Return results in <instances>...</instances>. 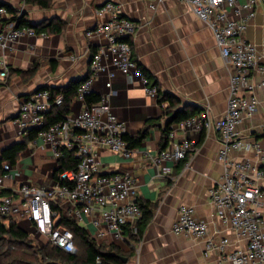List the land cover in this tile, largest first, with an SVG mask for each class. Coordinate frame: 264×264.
I'll use <instances>...</instances> for the list:
<instances>
[{
  "label": "crops",
  "instance_id": "obj_1",
  "mask_svg": "<svg viewBox=\"0 0 264 264\" xmlns=\"http://www.w3.org/2000/svg\"><path fill=\"white\" fill-rule=\"evenodd\" d=\"M108 1L122 4L125 15L140 24L132 37L133 55L138 66L150 76V82H156L161 91L176 96L180 109L194 111L196 116L207 113L212 121L224 117L230 96L232 67L222 57L212 30L189 5L179 0H52V6L44 8L22 0H0L17 12H26L32 24L57 20L64 23L60 33L47 32L46 37L23 36L6 52L0 50V56H4L11 72L14 70L9 80L0 84V157L3 148L24 138L18 135L15 123L24 99L42 86L67 87L88 76L92 55L100 50L106 39L101 35L89 37L87 32L97 26L96 10ZM12 16L9 13L7 18H0V30L6 27L5 21ZM244 38L256 46L264 64V0H258L256 14ZM107 64V70L96 77L91 91L109 98L114 113L125 122L128 134H138L149 119L158 120L151 126L143 144L134 148L132 157L99 150L98 160L104 172L132 173L137 179L136 200L156 203L153 218L136 246L127 240L116 245L126 252L133 248L129 264H230L221 260L215 251L206 254L205 240L172 231L180 207L187 205L194 209L198 219L208 224L209 237L229 238L230 248L245 246L244 240L222 224L210 200V188L224 174V166L217 158L221 141L216 130L191 132L200 143L187 160L158 162L168 122L163 107L167 103L162 106L157 95L146 92L140 67L139 71L124 74L110 61ZM34 65L37 69L32 74L15 71H28ZM108 82L111 83L110 88L107 87ZM255 94L258 99L256 111L242 122L240 130L246 140L262 141L264 90L257 88ZM85 106V100L76 96L69 116ZM173 126L177 137H180L183 128L178 122ZM202 134L204 138L201 140ZM230 155L239 160L257 161L252 152L241 149L232 150ZM57 161L50 145L43 139L38 137L29 142L17 163L12 165L6 179L8 190L25 182L50 186L54 181V170L58 167ZM260 184L264 193V180ZM261 210L264 211V195ZM83 227L88 232L89 229L94 230L92 226ZM125 233L127 237L130 230L127 228Z\"/></svg>",
  "mask_w": 264,
  "mask_h": 264
},
{
  "label": "built area",
  "instance_id": "obj_2",
  "mask_svg": "<svg viewBox=\"0 0 264 264\" xmlns=\"http://www.w3.org/2000/svg\"><path fill=\"white\" fill-rule=\"evenodd\" d=\"M179 1L189 5L212 30L222 57L230 63V96L223 118L212 121L207 113L191 116L178 122L183 128L180 137L174 126L171 127L167 146L161 150L157 161L187 160L198 144L191 132L214 128L221 141L217 158L224 166V174L210 188V200L222 224L246 243L243 248L236 249L230 248L231 240L227 237H209L208 224L198 219L194 209L187 205L180 207L172 231L205 240L206 254L215 251L221 260L230 264H264V211L261 210L264 193L260 184L264 180V138L249 141L240 130L242 122L256 111V89L264 90L261 56L256 46L244 38L256 14L258 0ZM9 13L8 8L0 4V18H7ZM96 15L99 22L87 35H101L106 43L91 58L89 74L78 89L81 100L91 92L96 77L107 70V61L124 74L139 71L132 37L140 24L125 15L122 4L113 1L102 4ZM37 35L46 37L47 32H37L29 26L5 27L0 30V50L6 52L23 36ZM10 76L9 65L4 56H0V84L6 83ZM143 84L148 94H158L157 86L144 75ZM107 87H111L110 82ZM62 102V95L52 98L50 90H40L22 101L15 123L20 137L30 129L41 128L38 137L50 145L54 156L61 157L64 148L73 151L77 167L62 171L50 186L25 182L8 190L6 179L13 168L10 162L2 163L0 217L24 222L29 229H34V235L46 237L67 254L74 253L76 247L72 233L60 225L64 217L86 227L92 226L94 230L89 229V232L99 244L124 242L127 228L132 236H138L142 211L136 202V177L128 171L104 172L98 160L101 149L125 158L132 157L134 149L125 138L128 134L125 122L114 113L109 98L102 96L97 103L85 106L65 120L47 125L45 114ZM234 149L252 152L257 161L232 158L230 153ZM128 242L136 246L133 240ZM96 261L100 264L102 256Z\"/></svg>",
  "mask_w": 264,
  "mask_h": 264
},
{
  "label": "trees",
  "instance_id": "obj_3",
  "mask_svg": "<svg viewBox=\"0 0 264 264\" xmlns=\"http://www.w3.org/2000/svg\"><path fill=\"white\" fill-rule=\"evenodd\" d=\"M26 4L39 5L44 8H50L53 4L52 0H22ZM5 5L9 12L13 16L6 20V27L20 28L29 26L35 28L37 32L45 31L48 33H60L64 27V23L61 20L56 22H46L42 24H32L27 17L26 12H17L11 5L6 3H0ZM18 13H21L18 15ZM97 53L94 52L92 57ZM140 70L144 76L150 78L148 73L141 67ZM37 65H34L30 70L17 69L16 72L22 74H32L36 71ZM14 70H12V73ZM78 80L72 82L67 87L51 88L49 86H42L38 88L37 92L43 89L50 90L52 98L59 95L63 96V102L61 105H54L45 115L46 124H52L55 122L63 121L71 113V105L73 99L78 96V89L80 84L85 80ZM153 86H157L156 82H150ZM158 88V87H157ZM158 102L163 106L167 103V106H163L165 114L168 117L167 126L164 129V142L162 143V150L166 148L169 140V132L171 125L183 121L191 116H194V111H189L187 108L180 109L179 99L171 93L163 92L158 88L157 94ZM100 100V96L94 92H90L85 96V102L87 106H91ZM178 110L175 118L171 120L173 113ZM157 119L147 120L143 129L136 135L132 136L127 134L126 140L129 142L131 148L139 147L143 144L144 140L149 134L150 128L155 124ZM41 128L30 129L24 136L23 140L14 144H11L3 148L0 157V166L4 162H10L12 165L17 163L19 155L26 149L28 143L38 138V134ZM204 138V134L201 135V140ZM200 143V141L198 142ZM58 167L54 170L53 178L57 179L59 174L67 169L76 168L78 160L73 151L63 149V154L57 159ZM142 211V217L139 222V234L138 236H132L129 234L125 237V240L138 242L144 235V232L153 218V212L156 208V203L147 200H136ZM60 225L66 227L73 235L76 251L72 254H67L60 248L47 243L39 248L32 245L31 234L25 228L19 225L18 221L12 217H0V264H98L96 259L98 256H102V262L100 264H127L130 257H132V250L123 252V249L116 244L102 243L99 244L89 232L70 218H62ZM126 255V256H125ZM40 257V260H39ZM128 258L127 262L123 261V258Z\"/></svg>",
  "mask_w": 264,
  "mask_h": 264
},
{
  "label": "rangeland",
  "instance_id": "obj_4",
  "mask_svg": "<svg viewBox=\"0 0 264 264\" xmlns=\"http://www.w3.org/2000/svg\"><path fill=\"white\" fill-rule=\"evenodd\" d=\"M20 223H21V225L27 230V226H26V224L24 223V222H22V221H19ZM81 226H84V225H82L81 224ZM30 230V231H29ZM28 231H29V233L31 234V239H32V245H34V246H36V247H40V246H42V245H45V244H47V243H50L49 241H48V239L46 238V237H44V236H42V235H40V234H36V235H34L35 233V231H34V229H29ZM105 240H108L107 238H105ZM75 247H76V245H75ZM77 248V247H76ZM78 249V248H77ZM123 252H126V251H124L123 250ZM126 254H128V252H126ZM126 256V255H125ZM39 260H40V257H39ZM132 261V257H130V259H129V261H128V263L127 264H129L130 262Z\"/></svg>",
  "mask_w": 264,
  "mask_h": 264
},
{
  "label": "water",
  "instance_id": "obj_5",
  "mask_svg": "<svg viewBox=\"0 0 264 264\" xmlns=\"http://www.w3.org/2000/svg\"><path fill=\"white\" fill-rule=\"evenodd\" d=\"M178 112V110H176L174 113H173V115H172V117H171V120H173L174 118H175V115H176V113ZM127 260H128V258H123V261L124 262H127Z\"/></svg>",
  "mask_w": 264,
  "mask_h": 264
}]
</instances>
